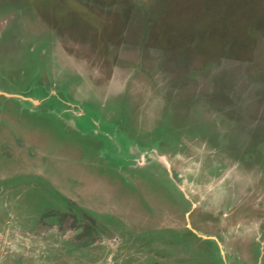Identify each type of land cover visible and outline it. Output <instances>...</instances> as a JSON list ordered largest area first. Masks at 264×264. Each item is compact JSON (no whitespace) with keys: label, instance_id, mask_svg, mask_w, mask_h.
I'll list each match as a JSON object with an SVG mask.
<instances>
[{"label":"rangeland","instance_id":"1","mask_svg":"<svg viewBox=\"0 0 264 264\" xmlns=\"http://www.w3.org/2000/svg\"><path fill=\"white\" fill-rule=\"evenodd\" d=\"M0 264H264V0H0Z\"/></svg>","mask_w":264,"mask_h":264}]
</instances>
